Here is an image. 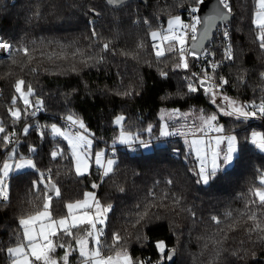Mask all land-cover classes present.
I'll return each mask as SVG.
<instances>
[{
  "label": "trees",
  "instance_id": "trees-1",
  "mask_svg": "<svg viewBox=\"0 0 264 264\" xmlns=\"http://www.w3.org/2000/svg\"><path fill=\"white\" fill-rule=\"evenodd\" d=\"M190 1L135 0L115 7L107 0H0V38L11 45L9 55L0 58V123L19 138L18 145L0 142V167L14 150L17 157H31L37 168L7 178L8 199L0 201V264H11L7 249L21 240L19 219L42 209L44 185L33 188L41 173L59 189L50 202L54 218L85 192L111 205L101 237L106 253L123 246L136 264H264V232L251 231L257 222L264 227V204L255 196L262 188L264 154L248 143L252 130L264 134V120L217 115L224 134L237 137V154L207 184L198 183L197 159L182 139L158 136L160 108L215 113L200 78L191 75L196 58L187 57L188 69L177 67L178 51L158 58L150 38ZM256 2L229 0L233 58L208 71L218 84L220 77L227 80L220 91L242 103L264 101V49L252 20ZM20 79L33 89L32 105L41 102L34 119L25 109L18 121L10 115ZM189 83L197 91L190 92ZM70 115L90 132L93 150L114 149L109 175L101 176L93 165L87 174L75 173L67 143L50 129ZM118 115L124 117L121 130L150 140L151 150L137 145L130 153L112 145ZM157 140L163 144L155 145ZM253 213L256 221L249 219ZM114 233L120 241L110 249ZM159 241L166 253L174 250L171 263L161 259Z\"/></svg>",
  "mask_w": 264,
  "mask_h": 264
},
{
  "label": "snow or ice",
  "instance_id": "snow-or-ice-1",
  "mask_svg": "<svg viewBox=\"0 0 264 264\" xmlns=\"http://www.w3.org/2000/svg\"><path fill=\"white\" fill-rule=\"evenodd\" d=\"M109 4L119 5L121 0H108ZM220 4L226 12L217 11L213 16L202 20L197 12L201 11L200 5L204 3V0H194L193 6L190 8L192 15V22L185 24L179 15L172 17L168 21L167 30L165 32L153 31L151 37L154 41L153 47L156 51L157 57H161L165 54L164 50L155 43L157 39L161 42H168V51L179 53V63L177 67H183L188 69L187 57L199 59L204 53L196 51L198 48H202V42L207 39L208 31L210 28L215 27L217 20L223 21L226 16L230 14L231 8L228 0H219ZM258 10L255 13L254 26L258 31L257 40L259 46L264 49V0H257ZM203 27V32L200 29ZM190 34V35H189ZM225 39H228L229 33L225 31L223 33ZM189 39L191 40V46L186 47ZM178 46V47H177ZM107 49V45L104 46ZM0 49L10 50L11 45L0 41ZM26 55L28 50H22ZM226 56L228 59L233 58L231 47L226 49ZM216 65H212V71L214 72ZM166 75V73H161ZM193 77H196L197 73H192ZM264 76V73H262ZM220 83L216 84L212 77H210L207 71L204 72L203 77L199 79V87L204 88L206 94L210 95V99L213 103L216 102V92L214 89L221 87L227 83L223 77L219 78ZM25 81L20 79L15 84V91L19 94V99L24 103L25 110L32 107L30 96H32L33 89L31 86L27 87V91L24 90ZM188 90L190 92L197 91V85L193 83L188 84ZM16 97L13 98V105L16 104ZM226 101V105L219 106L220 114L225 116L234 117L237 120L247 121L250 118L257 117L264 119V101L259 104L252 103L251 105L238 104L236 101L229 99L227 96L223 97ZM41 102L36 101V108L39 110ZM22 110L20 108L10 109V115L13 120L18 121L21 119ZM68 121L73 126H78L84 133H87V129L84 123L74 116H68ZM124 120L123 116L116 119L117 125H122ZM200 125H193V129L190 133H182L184 135L191 134L196 137L189 142L190 150L195 153L198 161V171L195 173L198 177V183L202 182L207 184L210 179L214 178L218 172H220L224 166L230 164L234 156L237 154V137L234 135H222L225 129L219 125L217 115H204L199 116ZM169 126L164 124L160 129V135L167 137L174 134L170 132ZM27 133V129L24 130ZM151 131V128L148 129ZM197 132L202 133L204 137H207L209 133H216L213 140H206L197 136ZM51 133L67 141L69 148L72 152L76 162L77 175H84L89 168V156L88 149L90 148L91 141L87 139L85 134L80 132H67L62 131L55 124L51 126ZM0 142L5 145L11 144L14 141L15 133L11 136L6 131L4 125L0 123ZM139 142L144 147H148L144 141H139L138 137H133L130 132L121 131L119 136V143L132 145ZM187 142V141H186ZM251 144L254 145L260 152L264 153V134L260 132H252ZM221 145H225V148H221ZM13 154L3 162L0 167V198L4 200L8 199L7 183L6 179L9 173L16 170L34 169L36 166L31 159H24L23 157H17L14 150ZM34 151V149H33ZM52 157L57 156V152H53ZM103 153H96L95 163L103 167V175L107 176L113 170L114 160L108 159L105 163H102ZM15 160V163L10 161ZM47 180V183L45 181ZM261 183L264 184V178ZM44 185V203L42 209L38 210L34 214H30L26 217H21L18 221L19 227L22 230L21 240L13 247L7 249L8 255L11 257V264H69V256L72 251H78L81 258V264H136L133 257L127 251L126 248L120 246V250L114 252V254H104V245L102 244L101 237L104 234L103 225L106 219V213L110 211L111 205L104 206L95 197L94 193H85L83 200H78L73 203H68L66 208L68 210L67 216H61L54 218L50 210V202L52 196L48 195L49 192L54 191L59 195V189L56 185L51 183L50 177H45L43 173L40 174L38 181H33V188L39 190L38 185ZM93 188L98 187L96 184L92 185ZM255 196L259 198L261 204H264V191L257 190ZM249 219L253 221L257 220L255 213H253ZM99 225V227H98ZM73 229H83L82 235H77L73 232ZM251 231L264 232L258 222L254 229ZM63 237H71L75 240L76 248L73 249L71 243L63 240ZM89 240L92 241V247H89ZM120 236L118 233L113 234V245L109 248H113L119 245ZM159 250L161 259H171L174 250L166 253V245L163 241H159L156 244ZM57 248H63L65 250L64 255L57 259L55 252ZM143 264V262H139Z\"/></svg>",
  "mask_w": 264,
  "mask_h": 264
},
{
  "label": "rangeland",
  "instance_id": "rangeland-1",
  "mask_svg": "<svg viewBox=\"0 0 264 264\" xmlns=\"http://www.w3.org/2000/svg\"><path fill=\"white\" fill-rule=\"evenodd\" d=\"M258 10V5H257V2H256V9H255V11H254V13H253V17H252V20H253V24H254V19H255V13H256V11ZM178 14H176V15H173V16H171V17H169L167 20H166V22H165V24L162 26V28H160V29H156V30H153V31H159V32H165L166 30H167V26H168V21L172 18V17H174V16H177ZM152 31V32H153ZM151 32V33H152ZM151 33H150V38H151V40L153 41V39H152V37H151ZM155 43L157 44V45H159V47L161 48V49H163L164 50V52L165 51H168V47H169V45H168V42H161L159 39H157L156 41H155ZM153 44H154V41H153ZM178 47V46H177ZM153 49H154V47H153ZM154 52H155V54H156V51H155V49H154ZM157 56V55H156ZM24 90H25V92L27 91V89H25L24 88ZM214 91L216 92V102L215 103H213L212 102V100L210 99V102H211V104L213 105V107H214V109H215V115H222V116H225V115H223V114H220V112H219V106H221V105H226V101H224L223 100V97L224 96H227L229 99H231V100H234V101H236L238 104H242L243 105V103L242 102H240L238 99H236V98H234V97H232V96H230V95H227V94H224V93H222L221 91H220V88H217V89H214ZM17 94V93H16ZM210 96V95H209ZM17 99L19 100V102H20V105L19 104H15L11 109H13V108H20L21 110L22 109H25V106H24V103H23V101L21 100V99H19V94H17ZM30 100H31V96H30ZM29 108H32V107H29ZM201 114H204V115H207V116H210V115H214V114H210L209 112H204L201 108H198V109H193V110H179V109H177V108H174V107H171V108H166V107H163V108H160L159 109V111H158V115H157V117H158V136L160 137V138H167V137H169V136H167V137H163V136H161L160 135V129H161V127L164 125V124H167L168 126H169V131L170 132H173V130H174V126H172L173 124H176V123H179V122H195L196 123V125L197 126H199L200 125V120H199V116L201 115ZM120 116H122V115H118L115 119H114V122H113V124H114V126H116L118 129H119V132H118V135H117V138L115 139V141H114V143L112 144V145H120V146H128V145H126V144H119V143H117L118 141H119V136H120V133H121V125H117L116 123H115V121H116V119L118 118V117H120ZM218 124L219 125H221L220 124V122H218ZM222 126V125H221ZM77 128H78V126H76ZM260 132V133H262L263 134V132L262 131H260V130H252L250 133H249V140H248V143L256 150V151H258L259 153H261V154H264V153H262V152H260L254 145H252L251 144V134H252V132ZM78 132H80V133H82V134H85L86 136H87V139H89L90 141H91V145H90V148L88 149V156H89V168H90V165H93V167L94 168H96L97 170H98V172L101 174H103V167H100V166H98L96 163H95V155H96V153H103L104 155H103V157H102V163H103V160H108V159H114L113 157H115L114 155V149L113 148H109L108 149V147L106 148H101V149H99V150H93L92 149V146H93V139H92V137H91V134H90V132L87 130V133H84V131L82 130V129H79L78 128ZM125 132V131H124ZM132 134V133H131ZM216 135H218V134H216V133H213V140H214V137L216 136ZM222 135H225V136H227V135H234L233 133H229V134H224V133H222ZM132 136L133 137H136V135L135 134H132ZM235 136V135H234ZM199 137H201V138H204L203 136H199ZM193 138H196V137H192V138H189V139H185V140H183V143L187 146V148L190 150V147H189V142L193 139ZM205 139V138H204ZM139 141H143L141 138H139ZM187 141V142H186ZM145 143H147V145H148V147H144L142 144H140L139 142H136V144L138 145V147H139V150L140 151H149V150H151L152 149V143L150 142V140H146V141H144ZM154 144L155 145H162L163 144V141L162 140H157V141H155L154 142ZM221 148H225L226 149V146L225 145H221ZM106 151H107V155H105V153H106ZM191 151V150H190ZM191 153L193 154V156L196 158V156H195V153L193 152V151H191ZM13 154V151L12 150H10L9 152H8V154H7V157H6V159L5 160H7L8 159V157L9 156H11ZM20 157H23L24 159H31L32 161H33V159L31 158V157H27V156H20ZM106 157V158H105ZM105 158V159H104ZM4 160V161H5ZM3 161V162H4ZM10 162H12V163H15V160H13V161H10ZM33 163H34V161H33ZM232 163V162H231ZM231 163L230 164H228V165H226V166H224L223 167V169H225V168H228L230 165H231ZM35 164V163H34ZM2 165H3V163H2ZM2 165H1V167H2ZM73 165H74V171H75V173H76V170H75V167H76V162H75V158H74V162H73ZM197 166H198V168H199V165H198V161H197ZM89 168L87 169V172L85 173V174H87L88 173V171H89ZM222 169V170H223ZM24 170H37V168L35 167L34 169H23V170H16V171H12V172H10L9 173V176H10V174H12V173H16V172H21V171H24ZM77 174V173H76ZM101 174V175H102ZM8 176V177H9ZM105 176V175H104ZM7 177V178H8ZM6 182H7V179H6ZM85 193H94V192H85ZM94 195H95V193H94ZM84 197H85V194H84ZM67 213H68V210H67ZM107 214V213H106ZM104 226V225H103ZM83 234V229H80V231H79V233H78V236L79 235H82ZM72 246H73V249H75L76 248V244H75V240H74V242L72 243ZM89 247H92V241L91 240H89ZM64 252H65V250L63 249V248H57L56 249V252H55V256L57 257V259L59 260V258L60 257H62L63 255H64ZM114 254V253H113ZM73 258H76L78 261H76V262H73L72 261V259ZM69 264H81V258H80V256H79V253H78V251H72V253H71V255L69 256Z\"/></svg>",
  "mask_w": 264,
  "mask_h": 264
},
{
  "label": "built area",
  "instance_id": "built-area-1",
  "mask_svg": "<svg viewBox=\"0 0 264 264\" xmlns=\"http://www.w3.org/2000/svg\"><path fill=\"white\" fill-rule=\"evenodd\" d=\"M228 2H229V0H228ZM193 3H194V0H191L188 4H186L185 7H183L178 12V15L181 17V19L183 20V22L185 24H190L192 22V15L193 14L190 12V8L193 6ZM195 15H197V13ZM228 25L229 24H220L216 27L211 41L205 47V49L202 51V53H204V54L201 55L199 59H196L194 66L192 68H190L191 75H192V73H197L198 75L196 76V78H201V77H203V74L205 71H207V73H208L209 70H212L213 64L216 65V68H215V70H216V69H218L220 64L225 63V61H227L228 58L226 56V49L230 46V32H229ZM225 31H227L229 33L228 39H225V37L223 35V33ZM0 41H2L1 38H0ZM189 41H190V39H189ZM189 41H188V43H189ZM2 42L7 43L5 41H2ZM188 43H187L186 47H188ZM9 52H10V50L0 49V58L7 57L9 55ZM216 54H217V56H216ZM216 84H218V83H216ZM221 87H223V86H221ZM252 103L259 104L260 102H256L254 100L244 101L243 105H251ZM26 111H27V114L29 115V118H31V119H34V117L40 113V109L37 110V108L34 106H32V108L26 109ZM257 119L260 120L261 118H257ZM58 124L63 128V131L78 132V128L76 126L71 125V123L68 121V119H66L64 117H61L59 119ZM194 124L196 125L195 122H179V123H176L174 126L173 133H181V134H174L171 136L174 138H177V139H182V140L194 137L191 134H188V135L182 134V133H190V130L193 129ZM259 125L263 126L262 120H261V122H259ZM37 128H40V126L38 124H37ZM13 132L15 133V138H14L13 143H11V144L18 145L19 144V138L17 137L16 132L14 130H11V131H8V134L11 136V134ZM198 135H203V134L197 132V136ZM205 138L207 140H213V133H209V135ZM213 143H214V140H213ZM8 145H10V144H8ZM122 148L127 149L130 153H134L137 150V144L133 143L132 145L124 146ZM95 195H96V193H95ZM0 201L4 202L6 200H4L3 198H0ZM98 227H99V225H98ZM104 254L108 255L110 253H106L104 251ZM161 263H162V261L159 262V264H161Z\"/></svg>",
  "mask_w": 264,
  "mask_h": 264
},
{
  "label": "water",
  "instance_id": "water-1",
  "mask_svg": "<svg viewBox=\"0 0 264 264\" xmlns=\"http://www.w3.org/2000/svg\"><path fill=\"white\" fill-rule=\"evenodd\" d=\"M132 1H135V0H121L119 5H112V4L111 5L115 6V7H121V6H123L129 2H132ZM139 1H142V0H139ZM200 8H201V11L197 12V15L200 16L202 18V20L207 19L210 16H213L217 11H223V12L227 13V10L223 8V6L220 4L219 0H204V3L202 5H200ZM232 19H233V14L230 12V14H228L226 16L225 20H223V21L217 20L215 23V27L209 29L207 39L202 42L203 47L196 49V51L202 52L205 49V47L211 41L212 36L214 34V31L218 25L229 24L232 21ZM200 31H201V33L203 32L202 26H201ZM190 46H191V40L188 43V47H190ZM53 194H54V191L48 193V195H50V196H52ZM174 258H175V253L172 254L170 260L169 259H167V260L169 263H171L174 260Z\"/></svg>",
  "mask_w": 264,
  "mask_h": 264
},
{
  "label": "crops",
  "instance_id": "crops-1",
  "mask_svg": "<svg viewBox=\"0 0 264 264\" xmlns=\"http://www.w3.org/2000/svg\"><path fill=\"white\" fill-rule=\"evenodd\" d=\"M57 127H59L62 131H63V128L60 126V125H56ZM51 129V128H50ZM52 134V133H51ZM52 136H54L53 134H52ZM198 136H203V135H198ZM54 137H56V136H54ZM204 137V136H203ZM60 138V137H59ZM205 138V137H204ZM60 139H62V138H60ZM206 139V138H205ZM64 140V139H63ZM185 140V139H184ZM207 140V139H206ZM66 143H67V141L66 140H64ZM117 143H119V141L117 142ZM120 144V143H119ZM67 145H68V143H67ZM68 148H69V145H68ZM109 153V152H108ZM107 153V154H108ZM106 153H105V155H107ZM69 156L71 157V159H72V161L74 162V157H73V155H72V152H71V150H70V148H69ZM106 158V157H105ZM104 158V159H105ZM114 159V164H115V162H116V157H113ZM103 163H105L106 164V160H103ZM114 164H113V166H114ZM74 166V165H73ZM91 166V165H90ZM104 169V168H103ZM89 170H90V168H89ZM105 170V169H104ZM103 170V171H104ZM89 172V171H88ZM104 173V172H103ZM102 174V173H101ZM100 174V175H101ZM101 176H104L103 174L101 175ZM264 178V177H263ZM262 180V179H261ZM262 184V183H261ZM259 190H261V191H264V184H262V188H260ZM96 196V195H95ZM84 199V196L81 198V199H79V200H83ZM76 201H78V200H76ZM76 201H73V202H76ZM73 202H69V203H73ZM68 204V203H67ZM66 204V205H67ZM67 208H66V214L64 215V216H67ZM59 218V217H58ZM79 231L80 230H77V229H73V232L74 233H76L77 235H78V233H79ZM63 240L64 241H66V242H68V243H73L74 242V239L73 238H71V237H63ZM72 261L73 262H76V261H78L76 258H73L72 259Z\"/></svg>",
  "mask_w": 264,
  "mask_h": 264
}]
</instances>
